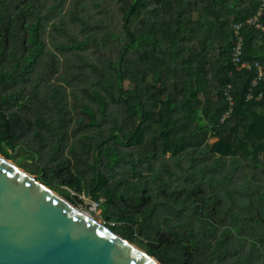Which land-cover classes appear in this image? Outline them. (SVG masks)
<instances>
[{
    "label": "trees",
    "instance_id": "obj_1",
    "mask_svg": "<svg viewBox=\"0 0 264 264\" xmlns=\"http://www.w3.org/2000/svg\"><path fill=\"white\" fill-rule=\"evenodd\" d=\"M260 8L0 0V153L163 264H264V33L232 60Z\"/></svg>",
    "mask_w": 264,
    "mask_h": 264
},
{
    "label": "water",
    "instance_id": "obj_2",
    "mask_svg": "<svg viewBox=\"0 0 264 264\" xmlns=\"http://www.w3.org/2000/svg\"><path fill=\"white\" fill-rule=\"evenodd\" d=\"M0 153V264H162Z\"/></svg>",
    "mask_w": 264,
    "mask_h": 264
},
{
    "label": "built area",
    "instance_id": "obj_3",
    "mask_svg": "<svg viewBox=\"0 0 264 264\" xmlns=\"http://www.w3.org/2000/svg\"><path fill=\"white\" fill-rule=\"evenodd\" d=\"M257 1H259L261 3V8L258 10L257 14L255 16L247 19V21H245L243 23L235 24L233 26L235 43H234V48H233L232 60H233V63L235 65L237 71H241L242 69H252V67H253L250 62L244 61L242 59V57L244 55V41H243L242 29L244 27L254 28V29L264 33V24L262 23L264 0H257ZM254 66L258 70V77H256L255 80L253 81V86H255L257 84V82L264 75L263 68L261 67V65H259V63H255ZM226 95H227V100L229 101L230 105H232L233 99L229 95V89L226 91ZM250 98H252V94L248 95V99H250ZM229 112L225 116H228ZM91 206H92L91 207L92 210L96 209L98 206V203L93 201Z\"/></svg>",
    "mask_w": 264,
    "mask_h": 264
},
{
    "label": "rangeland",
    "instance_id": "obj_4",
    "mask_svg": "<svg viewBox=\"0 0 264 264\" xmlns=\"http://www.w3.org/2000/svg\"><path fill=\"white\" fill-rule=\"evenodd\" d=\"M68 90H70V88H68ZM211 142H213V141H215V139H211L210 140ZM37 143V142H36ZM35 144V143H34ZM19 149V148H18ZM8 152L11 154L12 153V151L11 150H8ZM1 154H3V153H1ZM65 154H68V149H65ZM4 155V154H3ZM5 156V155H4ZM26 156H27V154L24 152V151H21V150H19V154L17 155V157L16 158H9V157H7V158H9L11 161H13L16 165H18V166H20V167H22L23 169H25L26 171H28L29 173H31V174H33L38 180H40L41 181V175H40V173H38V172H33L32 171V169H31V167L27 164V165H25L26 163H27V161H25L26 159ZM167 158L169 157V154L166 156ZM19 159H22V161H19ZM172 166V165H171ZM184 171H185V174H188L189 173V171L186 169L187 168V162L185 161V163H184ZM176 169V168H175ZM177 172H179V171H177ZM252 183H257L256 181H252ZM54 190H56V188H53ZM57 191V190H56ZM73 195H77V193H72ZM88 196H89V193H88V190H87V188H86V186L84 185L83 186V191L81 192V194H79V196H78V200H76L75 198H73L74 199V201L75 202H72L74 205H76L77 207H82L87 201H88ZM70 201V200H69ZM92 207V206H91ZM90 213H91V215L96 219V220H98V221H100V222H102V223H104L105 224V222H104V220H103V218H102V210H101V208H99L98 206H97V208L96 209H90ZM123 237V236H122ZM133 244H135V245H137V247L138 248H140V249H142L143 251H145L144 249H143V245H141V243H139V242H133V241H131ZM145 242V241H144ZM148 255H150V256H153V257H155L154 256V254L151 252V251H145ZM156 258V257H155ZM157 259V258H156ZM163 264V263H162ZM210 264H219V262L218 261H214V262H212V263H210Z\"/></svg>",
    "mask_w": 264,
    "mask_h": 264
},
{
    "label": "bare ground",
    "instance_id": "obj_5",
    "mask_svg": "<svg viewBox=\"0 0 264 264\" xmlns=\"http://www.w3.org/2000/svg\"><path fill=\"white\" fill-rule=\"evenodd\" d=\"M90 215H91V213H90ZM92 216V215H91ZM93 217V216H92Z\"/></svg>",
    "mask_w": 264,
    "mask_h": 264
}]
</instances>
